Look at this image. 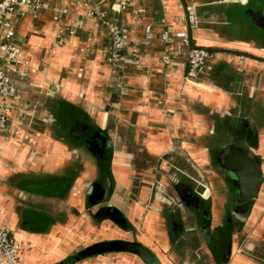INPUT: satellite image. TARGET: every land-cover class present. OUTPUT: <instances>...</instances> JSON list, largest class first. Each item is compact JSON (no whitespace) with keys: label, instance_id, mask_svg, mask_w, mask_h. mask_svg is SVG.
<instances>
[{"label":"crops","instance_id":"crops-1","mask_svg":"<svg viewBox=\"0 0 264 264\" xmlns=\"http://www.w3.org/2000/svg\"><path fill=\"white\" fill-rule=\"evenodd\" d=\"M100 1L130 31L116 65L107 27L73 0L15 18L30 65L27 78H16L23 99L14 119L0 131V227L23 248L17 264H147L128 251L75 259L112 240L139 242L162 264H264V182L231 245L217 238L219 251L175 190L190 173L203 176L216 146L236 140L251 143L264 169V0H131L123 10L112 6L120 0ZM53 7L69 12L56 21ZM187 7L198 21L193 45L211 51L197 82L185 78L189 47L180 39L171 65L162 61V30H186ZM78 124L105 138L107 156L74 134ZM96 182L105 188L100 200L89 192ZM207 189L220 225L227 197L213 183ZM105 205L123 214V225L97 217Z\"/></svg>","mask_w":264,"mask_h":264},{"label":"built area","instance_id":"built-area-1","mask_svg":"<svg viewBox=\"0 0 264 264\" xmlns=\"http://www.w3.org/2000/svg\"><path fill=\"white\" fill-rule=\"evenodd\" d=\"M49 0H0V131H7L13 121V113L17 101L23 99L16 83V78L24 79L28 76L30 60L22 55V48L16 42L15 18L25 17L29 13H36L47 7ZM84 7L83 17L101 20L107 27L110 38V51L108 61L112 64H119L123 60L124 49L129 39V28L121 22H114L109 19L108 10L103 7L100 0H73ZM131 0H120L112 6L116 9H126ZM53 19L61 21L64 14L69 12L68 8L53 7ZM176 19V18H174ZM186 24V30L171 34L169 28H164L161 38L165 44L162 61L165 65L172 63L171 44L174 38L180 39L189 47L188 66L186 80L197 82L204 72L207 62L211 57V51L206 47L195 46L192 43L190 30L197 24V18L187 7L185 14L180 17ZM72 34L75 30L66 27ZM153 36L151 24L145 27L146 39ZM62 37V34H59ZM23 251L22 246L17 243L10 230L0 227V264H17Z\"/></svg>","mask_w":264,"mask_h":264},{"label":"water","instance_id":"water-1","mask_svg":"<svg viewBox=\"0 0 264 264\" xmlns=\"http://www.w3.org/2000/svg\"><path fill=\"white\" fill-rule=\"evenodd\" d=\"M78 128H82L85 131L80 134L83 136L87 135V131L91 129L90 126L83 124L78 125ZM217 160L236 179L235 184L238 187L237 216L241 221H245L264 182V169L260 157L249 146L230 144L219 151ZM89 192L93 193V195L96 193L97 197L101 194L98 197L100 200L102 194L105 193V188L96 182L90 186ZM183 201L185 202L184 199ZM97 217L100 219H111L119 225H123L124 222L123 214L113 206H102L97 212ZM205 237L209 245L213 248L214 241L208 225L205 227ZM108 251L133 252L139 255L147 264H162L160 259L148 247L139 242L127 240H112L96 243L78 251L75 254V259L80 260Z\"/></svg>","mask_w":264,"mask_h":264},{"label":"flooded vegetation","instance_id":"flooded-vegetation-1","mask_svg":"<svg viewBox=\"0 0 264 264\" xmlns=\"http://www.w3.org/2000/svg\"><path fill=\"white\" fill-rule=\"evenodd\" d=\"M78 125L74 129L75 135H80L83 132H85L82 128H78ZM84 140L87 142L91 152L95 156L104 158L105 156L108 155V150H104V148L102 147L104 145L106 147L107 142L105 138L98 131H95L94 129L92 130L91 128L90 131H87V135L84 137ZM251 141L253 140L251 139L250 142ZM230 144H243V145L251 147V143L249 142L247 144H244L236 140V141H232L226 144H222L221 146H218V147L216 146L214 153L210 155V162L208 166H211V169H210V172L208 171V173H211L212 176H211V179H208V177L206 178L209 183L215 184L218 190H220V195H221L222 200L224 197H227L226 201L221 202L220 207L218 206L219 208L217 211L220 215H222L221 220H219L220 225H214L213 215L211 213L212 206H211V202L209 201L210 193L209 195L206 196V193L210 192L207 189L208 186L205 187V184L201 183L202 184L201 186L205 187V189L201 191L199 187L196 188V182L192 180V177L187 176L188 177L187 179L182 178V180L178 182L179 184L175 187L176 192L182 197V200L183 199L185 200V202L183 201L184 205H186L188 208L192 209L196 213L198 220L200 219L202 220L200 228L203 234L205 235V227L206 225H208L211 231V236L213 237L214 244L217 238H221L222 241L226 242L227 246L231 245L230 239L235 229L240 228V226L243 225L242 223H244L237 216L238 214V209H237L238 187L235 184L236 179L231 174V172L225 169L224 167H222L217 160V155L219 151L223 147L228 146ZM203 176L205 177L204 174ZM96 196L97 194L95 193L93 197H96ZM229 200L232 201L230 204L228 203ZM217 222L218 220L216 219L215 224ZM213 248L214 249L216 248L219 251L217 246Z\"/></svg>","mask_w":264,"mask_h":264},{"label":"rangeland","instance_id":"rangeland-1","mask_svg":"<svg viewBox=\"0 0 264 264\" xmlns=\"http://www.w3.org/2000/svg\"><path fill=\"white\" fill-rule=\"evenodd\" d=\"M208 168L211 169V166L206 165V166L204 167L205 170L203 169V171H202V172L204 173L205 177H204V176L198 177L197 175L190 173L191 176H192L193 178H196V180H198L199 182L205 184V187L209 186V182H208V180H207L206 177H208V179H211V176H212L211 173H207L206 170H207ZM212 169H213V168H212ZM206 174H208V175H206ZM189 179H190V178H189ZM199 185H200V184H199ZM201 185H202V184H201ZM201 185H200V187L202 188V190H204L205 187H204V186H201Z\"/></svg>","mask_w":264,"mask_h":264},{"label":"trees","instance_id":"trees-1","mask_svg":"<svg viewBox=\"0 0 264 264\" xmlns=\"http://www.w3.org/2000/svg\"><path fill=\"white\" fill-rule=\"evenodd\" d=\"M94 129V128H93ZM95 131H96V129H94ZM99 130V129H98ZM71 131H73L72 129H71ZM73 261V259H69V260H65V261H63V262H61V263H57V264H70L71 262Z\"/></svg>","mask_w":264,"mask_h":264}]
</instances>
